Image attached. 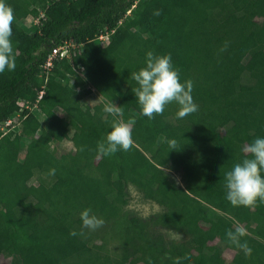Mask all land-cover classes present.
<instances>
[{
    "label": "trees",
    "instance_id": "trees-1",
    "mask_svg": "<svg viewBox=\"0 0 264 264\" xmlns=\"http://www.w3.org/2000/svg\"><path fill=\"white\" fill-rule=\"evenodd\" d=\"M5 3L14 16L20 10L41 16L31 32L14 19L16 69L0 73V125L21 102L38 108L36 115L25 107L19 127L0 131V264H11L2 255L12 264H264V203L234 207L223 179L244 158L243 147L264 138V0ZM63 41L77 47L45 76L50 48ZM149 51L170 54L181 82H193L197 112L178 119L172 103L154 119L142 114L131 73L146 66ZM94 94L98 102H84ZM106 102L123 109L117 119L130 123L134 141L111 156L98 152L112 130ZM64 140L73 147L63 149ZM35 174L45 194L32 183ZM128 185L163 210L145 218L125 210ZM87 208L103 227L82 229ZM236 226L247 230L241 242L250 257L228 242ZM167 229L186 238H170ZM72 230L84 234L71 236ZM112 240L117 254L107 248Z\"/></svg>",
    "mask_w": 264,
    "mask_h": 264
},
{
    "label": "clouds",
    "instance_id": "clouds-1",
    "mask_svg": "<svg viewBox=\"0 0 264 264\" xmlns=\"http://www.w3.org/2000/svg\"><path fill=\"white\" fill-rule=\"evenodd\" d=\"M154 15L159 16L162 10H156ZM14 10L0 0V73L6 69L15 71L16 58L13 43ZM131 78L137 82V87L132 91L137 97L141 106L142 114L149 119L157 115H163L165 107L175 103L178 105L176 116L183 119L198 111V105L192 96L193 82L191 80L181 82L179 70L173 67L171 55H156L152 51L146 54V66L137 72L131 73ZM103 112L113 117L111 122L112 130L108 133L106 142L98 143V152L111 156L119 150L129 151L134 145L132 128L130 123L121 119L123 109L113 102H106ZM107 116H105V119ZM47 119V118H46ZM172 150L177 149L175 140L168 141ZM83 150V149H82ZM244 158L236 163L233 168L227 171L223 179L225 181L226 199L234 207L244 206L254 208L258 201L264 203V138H256L242 149ZM55 170H52L54 174ZM82 229L95 231L104 225V220L92 214L90 208L80 213ZM83 235V231L70 232L71 236ZM247 230L243 226H236L234 230L226 233L228 242L240 248L246 257H250L252 249L246 241L241 242V237L246 236ZM187 257H185L186 259ZM179 264V262H177Z\"/></svg>",
    "mask_w": 264,
    "mask_h": 264
},
{
    "label": "rangeland",
    "instance_id": "rangeland-1",
    "mask_svg": "<svg viewBox=\"0 0 264 264\" xmlns=\"http://www.w3.org/2000/svg\"><path fill=\"white\" fill-rule=\"evenodd\" d=\"M40 16H41V14L38 16H33L30 12H28L26 10H20L15 14V21L18 24L22 25V27L26 31L31 32L39 24V17ZM115 80H116V78L114 79V81ZM98 98L99 97H97L96 94L89 95V96L85 97L84 102L92 105V104L98 102V100H99ZM21 103L22 104L20 106H18V110L16 111V113L9 119L10 121H8V122L5 121L0 125V131L2 132V134H4V135L8 134L10 131H12L13 129H16L17 127H19L21 125L20 124L21 118H22L21 113H22V111L25 110V105L27 104V101L26 102L24 101ZM28 106H29V108H28L29 112H32L33 114H36V115L38 114V108L37 107H35L33 104H29ZM19 108H21V109H19ZM152 131L156 135L157 131L156 130H152ZM21 141H22L21 149L19 151L15 152L20 160H22L24 157V152H25V147H26L25 143L27 140H26V138H25V140L22 138ZM72 145L73 144L70 140H64L61 143V147L63 149H66V150L72 148L73 147ZM3 146H5V148L9 149V147L6 146L5 144H3ZM42 162H43V156L39 155L37 157V160H36V166L38 168L41 167ZM170 174L176 180V182L178 184H182L181 175L179 173H175V172L171 171ZM31 181H32V183H34L37 186V188L43 194L46 193V189H45L44 185L41 184L38 180V174H35L34 178ZM80 186L85 191H90V188L86 183L81 182ZM127 191H128L129 198H128L127 204L124 206L125 210L131 211L134 214H136L142 218L148 217L151 214H155V213H158V212L163 210V207L161 205H159V204H157L151 200L144 199L141 196V194L136 190V188L133 187L132 185H128ZM164 232L167 234V236H169L170 238H173L175 240H182V239L186 238V236L182 235L179 232L173 231V230L167 229ZM241 240H242V238H241ZM116 245H117V242L114 240L109 241L107 244V248L112 252V254H117L119 252ZM223 251H224V255L226 257H228V258L232 257V255H233L232 250H228L227 248L224 247ZM1 261L11 263V264L13 263L12 258L4 257L3 255L1 256ZM15 264H17V262Z\"/></svg>",
    "mask_w": 264,
    "mask_h": 264
},
{
    "label": "built area",
    "instance_id": "built-area-1",
    "mask_svg": "<svg viewBox=\"0 0 264 264\" xmlns=\"http://www.w3.org/2000/svg\"><path fill=\"white\" fill-rule=\"evenodd\" d=\"M105 37H107V32L104 33H100L98 35V39L99 40H104ZM77 45L75 43H73L72 41H63L62 43L58 44V45H54L50 48L46 59L42 65V74H44L45 76H47V74L50 72L51 68L54 65V61L57 59H61L64 57H68L70 54V51L74 48H76ZM43 91L40 90L39 94H38V98L37 100L41 97ZM36 107V105H34ZM25 107H28V105H25ZM10 120H7V122Z\"/></svg>",
    "mask_w": 264,
    "mask_h": 264
}]
</instances>
